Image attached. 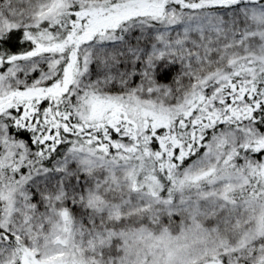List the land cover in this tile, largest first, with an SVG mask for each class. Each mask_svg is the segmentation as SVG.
<instances>
[{
  "label": "snow or ice",
  "instance_id": "obj_1",
  "mask_svg": "<svg viewBox=\"0 0 264 264\" xmlns=\"http://www.w3.org/2000/svg\"><path fill=\"white\" fill-rule=\"evenodd\" d=\"M0 264H264V0H0Z\"/></svg>",
  "mask_w": 264,
  "mask_h": 264
}]
</instances>
